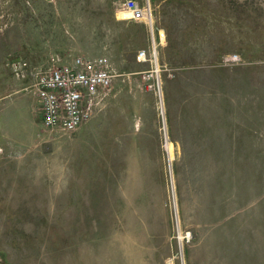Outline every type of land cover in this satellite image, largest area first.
Segmentation results:
<instances>
[{
    "label": "rangeland",
    "instance_id": "obj_1",
    "mask_svg": "<svg viewBox=\"0 0 264 264\" xmlns=\"http://www.w3.org/2000/svg\"><path fill=\"white\" fill-rule=\"evenodd\" d=\"M123 1L0 0V264H264V0ZM52 54L116 73L75 132L10 65Z\"/></svg>",
    "mask_w": 264,
    "mask_h": 264
},
{
    "label": "built area",
    "instance_id": "obj_2",
    "mask_svg": "<svg viewBox=\"0 0 264 264\" xmlns=\"http://www.w3.org/2000/svg\"><path fill=\"white\" fill-rule=\"evenodd\" d=\"M130 19L144 21L154 26L153 10L149 2L124 0ZM157 45L150 50L140 49L139 61H153V68L145 76L146 81L156 80L150 88H158L161 96L160 65L157 61ZM236 61L239 56H228ZM11 68L16 76H31L32 89L37 97L44 128L50 131L75 132L106 105L116 76L111 60L105 55H75L65 60L60 54H52L47 64L30 68L26 60H13Z\"/></svg>",
    "mask_w": 264,
    "mask_h": 264
}]
</instances>
